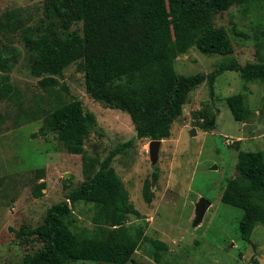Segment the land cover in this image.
I'll return each instance as SVG.
<instances>
[{"label": "trees", "instance_id": "16d2710c", "mask_svg": "<svg viewBox=\"0 0 264 264\" xmlns=\"http://www.w3.org/2000/svg\"><path fill=\"white\" fill-rule=\"evenodd\" d=\"M258 3L264 9V0H43L42 15L34 25L28 24L21 9H6L0 13V34L19 32L23 52L10 43L0 45V101L21 100L9 75L19 57L38 83L51 91L56 86L68 91L59 77L74 63L83 75L86 93L127 113L136 138L166 139L189 93L205 80L212 97L215 78L224 70L238 71L244 81L264 82L263 61L241 64L225 57L233 53L234 45L227 30L214 23V17L231 6L246 9ZM235 34L245 36L242 31ZM190 48L225 58L208 73L180 74L174 59ZM226 104L235 120H244L248 112L244 94L226 97ZM192 117L195 125H215L214 113L206 108L192 111ZM39 118L42 124L31 136L53 133L67 153L80 154L84 179L67 187L63 198L46 209L40 224L13 230L22 244L40 243L24 254L21 264L78 260L127 264L142 242L152 245V259L163 264L167 243L146 234L148 221L129 202L112 166L114 156L132 146L133 140L118 142L101 160L88 157L84 140L96 129L97 119L77 98H58L48 107L21 109L16 115L17 124ZM237 150L235 173L226 178L220 200L242 209L240 237L251 242L253 228L264 224V152ZM38 171L43 173L45 167ZM152 176L156 178L157 172ZM3 182L1 176L0 188ZM150 186L146 179L142 197L147 203L153 198ZM45 187V181L36 184L34 195H42ZM78 202L92 205L91 228L76 225L72 208ZM132 216L142 222H129Z\"/></svg>", "mask_w": 264, "mask_h": 264}, {"label": "rangeland", "instance_id": "374dc122", "mask_svg": "<svg viewBox=\"0 0 264 264\" xmlns=\"http://www.w3.org/2000/svg\"><path fill=\"white\" fill-rule=\"evenodd\" d=\"M43 0H0V13L10 8L23 11L29 25H34L42 15ZM261 3L244 9L234 5L214 17L216 26H223L229 33L234 51L225 57L244 64L249 61L264 62V9ZM242 31L245 36L235 34ZM5 36H7L5 38ZM10 43L23 52L19 32L0 34V45ZM225 57L206 55L196 48L174 59L176 72L189 75L208 73ZM10 81L17 88L16 104L0 101V264H21L25 253L36 250L39 242L22 244L13 230L21 226L40 224L46 209L63 198L67 187L72 188L84 179L80 154H69L53 133L37 132L42 118L17 124L16 115L22 110L36 111L48 107L56 99H80L85 109L93 112L97 127L84 140L85 153L101 160L118 143L129 139L132 146L117 154L112 166L123 181L129 202L148 221L146 234L167 243L169 250L162 257L163 264H264V224H257L251 234V242L240 237L239 220L242 209L220 200L227 177L235 173L237 149L264 152V82L244 81L235 70L217 74L214 96L210 95L207 81L197 85L187 98L182 114L172 122L170 135L161 140L158 160L151 165L148 155V139L135 137L133 124L127 113L109 108L95 101L85 91L83 75L75 64L66 67L60 87L44 88L32 76L22 57L13 66ZM244 94L248 109L243 121H237L226 104V97ZM206 108L215 115L211 128L195 125L192 111ZM259 115H261L258 121ZM195 128V135H190ZM237 140H239L237 142ZM216 165L214 169H211ZM44 166L45 171H38ZM157 172L154 178L153 172ZM151 181L153 198L143 200L144 181ZM45 181L40 196L34 195V187ZM204 197L210 201L202 221L193 226L194 203ZM77 226L91 228L93 207L84 202L73 208ZM132 223L142 218L132 216ZM148 242H142L127 264H158ZM72 264H106L91 261H74Z\"/></svg>", "mask_w": 264, "mask_h": 264}, {"label": "water", "instance_id": "95a60500", "mask_svg": "<svg viewBox=\"0 0 264 264\" xmlns=\"http://www.w3.org/2000/svg\"><path fill=\"white\" fill-rule=\"evenodd\" d=\"M261 115H259L258 121L260 120ZM210 124H206L204 127H209ZM189 134L195 135V128H191ZM161 139H153L148 143V155L151 165H155L158 160V154L160 150ZM216 165H213L211 169H214ZM210 205V201L205 199L204 197H200L194 203V218L192 221L193 226H197L203 219V216Z\"/></svg>", "mask_w": 264, "mask_h": 264}]
</instances>
